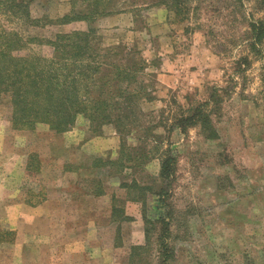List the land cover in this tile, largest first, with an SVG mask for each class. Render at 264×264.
I'll list each match as a JSON object with an SVG mask.
<instances>
[{
	"label": "rangeland",
	"instance_id": "374dc122",
	"mask_svg": "<svg viewBox=\"0 0 264 264\" xmlns=\"http://www.w3.org/2000/svg\"><path fill=\"white\" fill-rule=\"evenodd\" d=\"M24 1L41 26L0 12V27L52 39L92 24L104 51L126 45L145 58L141 78L154 98L140 99L152 129L134 130L126 144L134 152L140 135L159 134L160 151L171 149L178 163L165 207L155 193L128 187L135 175L115 165L123 140L113 125L92 131L83 114L60 133L18 124L1 95L0 264H162V225L153 221L168 211L170 264H264V40L252 47L247 20L264 18V0H197L199 13L183 23L153 7L63 24L50 22L73 9L90 13L96 0ZM33 53L52 56L53 47L35 42L21 54ZM214 87L221 104L208 110L218 135L182 134L180 105L210 100ZM156 144L136 174L141 185L159 176Z\"/></svg>",
	"mask_w": 264,
	"mask_h": 264
},
{
	"label": "trees",
	"instance_id": "16d2710c",
	"mask_svg": "<svg viewBox=\"0 0 264 264\" xmlns=\"http://www.w3.org/2000/svg\"><path fill=\"white\" fill-rule=\"evenodd\" d=\"M197 0H123V4L114 0H96L90 13L77 12L58 17L51 24L71 23L75 20L92 22L96 18L122 12L126 9L164 8L165 15L173 14L174 21L183 23L198 14L201 6ZM200 1V0H199ZM243 1V0H241ZM243 3V2H242ZM121 6V7H120ZM0 12L10 18H19L23 23L41 26L40 20L32 17L31 1L0 0ZM249 20L248 35L253 48L264 40V18ZM96 28L90 24L88 31L58 33L52 39L42 37H23L17 30L0 27V96H10L14 121L18 124L34 125L44 122L51 125L56 132L71 130L79 115L90 121V130H101L106 125H113L120 134L122 156L115 162L120 171L132 169L135 177L128 185L137 187L145 196L147 192L155 193L163 206L171 194L178 159L171 149L160 151V135L139 136L141 146L138 150L127 147L126 138L134 130L149 131L145 112L141 107V97L150 96L148 85L141 74L145 71V58H136L138 52L126 45L111 46L105 51L97 39ZM49 44L53 47L52 56L40 54H21L31 43ZM114 58H120L115 62ZM219 88L214 87L211 99L188 108L180 105L182 114L175 119V127L186 135L190 128L200 127L208 132L209 137L217 136L208 110L211 102L221 104ZM217 109V108H216ZM155 128V127H154ZM156 141V149L161 160L158 178L152 185H141L138 175L142 174L155 154L153 149L147 151V145ZM138 151V152H136ZM136 153V154H135ZM133 163V164H132ZM132 164V165H131ZM158 184L159 190L154 188ZM171 211L163 213L157 221L161 223L158 238L159 255L162 264H170L175 251L170 248Z\"/></svg>",
	"mask_w": 264,
	"mask_h": 264
},
{
	"label": "crops",
	"instance_id": "0c3cea01",
	"mask_svg": "<svg viewBox=\"0 0 264 264\" xmlns=\"http://www.w3.org/2000/svg\"><path fill=\"white\" fill-rule=\"evenodd\" d=\"M98 198H100V199L103 198V199H105V200L108 199V198H107V195H105V194H102V196H98Z\"/></svg>",
	"mask_w": 264,
	"mask_h": 264
}]
</instances>
